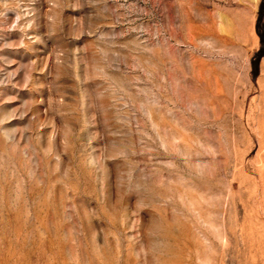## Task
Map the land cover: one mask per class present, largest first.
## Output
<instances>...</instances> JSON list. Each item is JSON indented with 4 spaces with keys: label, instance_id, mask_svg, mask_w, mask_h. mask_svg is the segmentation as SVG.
Segmentation results:
<instances>
[{
    "label": "rangeland",
    "instance_id": "374dc122",
    "mask_svg": "<svg viewBox=\"0 0 264 264\" xmlns=\"http://www.w3.org/2000/svg\"><path fill=\"white\" fill-rule=\"evenodd\" d=\"M0 264H264V0H0Z\"/></svg>",
    "mask_w": 264,
    "mask_h": 264
}]
</instances>
